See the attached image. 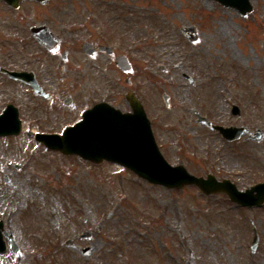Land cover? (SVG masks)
Returning a JSON list of instances; mask_svg holds the SVG:
<instances>
[{"label":"rangeland","instance_id":"374dc122","mask_svg":"<svg viewBox=\"0 0 264 264\" xmlns=\"http://www.w3.org/2000/svg\"><path fill=\"white\" fill-rule=\"evenodd\" d=\"M95 2L70 0L67 25L117 31L118 48L134 67L131 84L119 81L117 106L129 110L128 88L141 96L166 159L198 175L236 176L241 188L253 176L263 178L264 140L253 144L245 136L227 145L192 109L217 124L264 131V0H252L255 10L247 17L215 0H98L111 7L105 17ZM85 6L94 8L97 22L86 20ZM74 22L79 27L72 29ZM184 26L197 27V42L187 39ZM108 86L102 83L103 93ZM234 104L240 116L232 114ZM67 112L54 111L47 124L45 116L34 118L43 131L61 133L77 117ZM25 121L20 136L0 137V216L19 244L21 264H264V206L246 210L224 195L151 187L119 165L47 150L29 133L36 126ZM252 221L260 235L255 253ZM86 230L92 237L79 240ZM68 239L75 245L67 246ZM87 246L92 252L84 256L80 247ZM3 258L9 264L11 254Z\"/></svg>","mask_w":264,"mask_h":264},{"label":"flooded vegetation","instance_id":"af4514ba","mask_svg":"<svg viewBox=\"0 0 264 264\" xmlns=\"http://www.w3.org/2000/svg\"><path fill=\"white\" fill-rule=\"evenodd\" d=\"M69 1L0 0V113L16 108L37 130H42V122L34 118L38 114L47 124L54 122L48 115L61 107L70 115L77 112L78 118L91 104L116 101L118 58L127 55L117 46L118 34L70 31ZM102 83L109 85L104 93ZM85 95L91 99L81 107ZM1 237L5 250L0 252V264L6 263L7 254H11L9 264H21L12 231L3 226Z\"/></svg>","mask_w":264,"mask_h":264},{"label":"water","instance_id":"95a60500","mask_svg":"<svg viewBox=\"0 0 264 264\" xmlns=\"http://www.w3.org/2000/svg\"><path fill=\"white\" fill-rule=\"evenodd\" d=\"M220 3L236 7L247 15L252 11L250 0H217ZM192 40L197 39V30L184 28ZM193 31V34L190 33ZM134 114H121L119 111L97 106L85 115V120L77 127L70 128L65 135H39L50 149L65 154H79L84 159L101 163L105 159L118 162L139 174L142 178L167 187L182 188L195 184L207 194L225 191L232 200L243 205H261L264 203V184L245 193L238 192L234 186L197 178L184 166H171L164 158L155 141L150 121L143 106L134 94L127 96ZM239 112L238 108H235ZM10 124V126H9ZM229 139L240 138L244 128L223 129L216 127ZM18 121L0 117V135L18 134ZM261 130L251 135L252 139H263ZM257 191L255 194L254 192ZM89 235V234H88ZM258 236H256V241ZM90 249L87 250V252Z\"/></svg>","mask_w":264,"mask_h":264}]
</instances>
